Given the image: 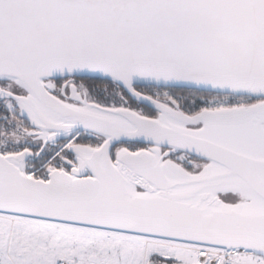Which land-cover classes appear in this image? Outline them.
<instances>
[{"label": "snow or ice", "instance_id": "1", "mask_svg": "<svg viewBox=\"0 0 264 264\" xmlns=\"http://www.w3.org/2000/svg\"><path fill=\"white\" fill-rule=\"evenodd\" d=\"M0 264H264V0H0Z\"/></svg>", "mask_w": 264, "mask_h": 264}]
</instances>
